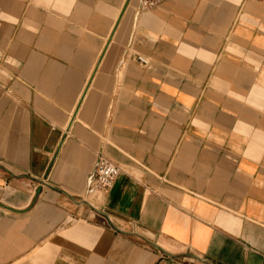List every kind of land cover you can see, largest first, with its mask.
<instances>
[{
    "label": "crops",
    "instance_id": "1",
    "mask_svg": "<svg viewBox=\"0 0 264 264\" xmlns=\"http://www.w3.org/2000/svg\"><path fill=\"white\" fill-rule=\"evenodd\" d=\"M0 264H264V0H0Z\"/></svg>",
    "mask_w": 264,
    "mask_h": 264
},
{
    "label": "built area",
    "instance_id": "2",
    "mask_svg": "<svg viewBox=\"0 0 264 264\" xmlns=\"http://www.w3.org/2000/svg\"><path fill=\"white\" fill-rule=\"evenodd\" d=\"M166 0H141V9L147 10L155 8ZM144 64L145 59H140ZM122 171L121 166L105 155L102 151L98 154L97 163L91 176L89 194L107 193L111 190L115 180Z\"/></svg>",
    "mask_w": 264,
    "mask_h": 264
}]
</instances>
